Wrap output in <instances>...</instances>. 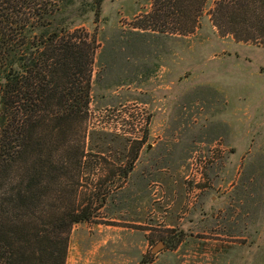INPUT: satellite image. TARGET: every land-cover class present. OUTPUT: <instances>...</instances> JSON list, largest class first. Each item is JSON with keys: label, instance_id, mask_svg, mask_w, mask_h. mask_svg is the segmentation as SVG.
Masks as SVG:
<instances>
[{"label": "rangeland", "instance_id": "rangeland-1", "mask_svg": "<svg viewBox=\"0 0 264 264\" xmlns=\"http://www.w3.org/2000/svg\"><path fill=\"white\" fill-rule=\"evenodd\" d=\"M219 1L104 0L78 19L99 45L88 129L147 138L126 176L108 169L130 144L82 160L79 190L106 175L115 205L73 226L66 264H264V0L234 2L248 41L220 33Z\"/></svg>", "mask_w": 264, "mask_h": 264}, {"label": "trees", "instance_id": "trees-1", "mask_svg": "<svg viewBox=\"0 0 264 264\" xmlns=\"http://www.w3.org/2000/svg\"><path fill=\"white\" fill-rule=\"evenodd\" d=\"M103 1L0 0V264H66L73 226L101 222L109 200L115 205L106 175L79 190L82 160L108 152V140L130 144L129 166L108 169L126 176L146 142L147 133L125 138L86 124L99 45L77 22L97 19ZM234 2L219 1L213 21L222 35L248 41L254 32L247 19L235 29ZM133 27L139 40L152 34ZM87 139L99 147L87 149ZM162 240L174 248L181 233Z\"/></svg>", "mask_w": 264, "mask_h": 264}, {"label": "flooded vegetation", "instance_id": "flooded-vegetation-1", "mask_svg": "<svg viewBox=\"0 0 264 264\" xmlns=\"http://www.w3.org/2000/svg\"><path fill=\"white\" fill-rule=\"evenodd\" d=\"M160 241H162V243H163V246H162V248H161V249H159V250H158V252H159V251H161V250H163V249H165V248H166V246H167V242H165V241H163V240H160ZM160 241H159V242H160ZM159 242H158V243H159ZM158 243H156V244H158ZM156 244H155V245H156Z\"/></svg>", "mask_w": 264, "mask_h": 264}, {"label": "water", "instance_id": "water-1", "mask_svg": "<svg viewBox=\"0 0 264 264\" xmlns=\"http://www.w3.org/2000/svg\"><path fill=\"white\" fill-rule=\"evenodd\" d=\"M158 245H159V248H158V250H159V249H161V248H162V246H163V243H162V241H160L158 244H156L154 248H156ZM154 248L152 249V251H153V252L155 251V249H154Z\"/></svg>", "mask_w": 264, "mask_h": 264}]
</instances>
